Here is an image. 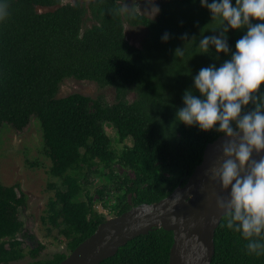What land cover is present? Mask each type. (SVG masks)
I'll return each mask as SVG.
<instances>
[{"label":"trees","instance_id":"16d2710c","mask_svg":"<svg viewBox=\"0 0 264 264\" xmlns=\"http://www.w3.org/2000/svg\"><path fill=\"white\" fill-rule=\"evenodd\" d=\"M7 4L9 16L0 22V129L9 124L21 131L33 117L39 120L44 151L52 161L50 172L59 180L50 183L54 195L42 218L66 237L72 252L107 219L96 209L90 188L96 176L107 183L95 192L116 216L158 202L187 183L207 144L220 134L177 122L176 111L183 106L185 90L193 87V76L230 56L214 48L201 54L197 47L203 35L218 34L221 27L200 0H165L157 18L135 8L121 12V0H91L88 7L80 0ZM88 11L95 22L85 27ZM125 19L149 30L141 47L127 39ZM165 32L171 34L167 42L161 39ZM245 32L229 30L232 50ZM70 77L114 87L115 101L104 94L93 98L78 92L57 97L61 83ZM131 93L134 100L129 99ZM107 123L117 130L119 142L132 138L133 144L115 149ZM26 204L19 183L8 186L0 180V264L27 255V264H58L69 254L40 257L45 245L26 231L19 215ZM173 242V231L154 229L100 264H169ZM246 243L226 227L223 216L211 264H264V256L248 254Z\"/></svg>","mask_w":264,"mask_h":264},{"label":"clouds","instance_id":"9594fccd","mask_svg":"<svg viewBox=\"0 0 264 264\" xmlns=\"http://www.w3.org/2000/svg\"><path fill=\"white\" fill-rule=\"evenodd\" d=\"M200 4L221 27L218 34L203 35L197 47L201 54L214 48L230 58L219 66L202 67L193 76V87L185 90L176 121L226 138L225 159L209 169L210 178L228 193L217 197V208L226 217V227L247 241L248 254L264 256V0H235V4L233 0H200ZM120 11L130 13L132 8L125 3ZM8 16L7 0H0V22ZM253 19L261 22L254 24ZM245 28L232 50L229 30ZM170 35L165 32L162 41L167 42ZM182 38L188 39V34ZM250 104L253 107L248 109ZM254 152L259 159L253 158Z\"/></svg>","mask_w":264,"mask_h":264},{"label":"water","instance_id":"95a60500","mask_svg":"<svg viewBox=\"0 0 264 264\" xmlns=\"http://www.w3.org/2000/svg\"><path fill=\"white\" fill-rule=\"evenodd\" d=\"M225 139L219 136L207 144L201 163L185 185L158 202L142 203L106 219L58 264H100L130 240L158 228L174 233L169 264H211L216 229L224 216L216 200L228 193L210 178L209 169L219 167L225 159ZM253 158L260 157L254 152Z\"/></svg>","mask_w":264,"mask_h":264},{"label":"rangeland","instance_id":"374dc122","mask_svg":"<svg viewBox=\"0 0 264 264\" xmlns=\"http://www.w3.org/2000/svg\"><path fill=\"white\" fill-rule=\"evenodd\" d=\"M88 7L91 0H80ZM65 3H75L76 0H62ZM165 0H121L122 6L126 5L131 9L135 8L140 14L151 18H157ZM57 7H38L39 11L54 10ZM95 21L88 11L85 17V27L91 26ZM127 39L134 45L141 47L149 35V30L141 25H133L126 19L124 22ZM82 93L90 97H97L104 94L109 102H114L116 91L114 87H101L91 80H78L74 77L66 78L60 86L57 97H64L72 93ZM135 94L129 95L130 100H134ZM107 133L112 139L113 147L121 150L124 145L131 146L132 138H128L124 143L118 141V134L115 127L109 123L105 125ZM52 161L44 151V139L39 120L33 117L28 126L23 130H17L13 126L6 124L0 129V180L4 185L20 184L21 190L27 195L26 206L20 209V218L24 222V227L28 233L34 234L38 241L45 245L41 253V258L49 259L58 252L70 254L67 239L61 235L57 228L44 222L47 203L54 195V190L50 183L59 182L50 172ZM120 172L128 171L118 167ZM133 175L132 171H128ZM94 179L91 188L96 199V209L104 214L107 219L116 216L114 211L104 206L99 194L95 192L107 183L102 177ZM111 200V199H109ZM26 249L27 246H26ZM31 258L27 255L20 261L8 264H27Z\"/></svg>","mask_w":264,"mask_h":264}]
</instances>
